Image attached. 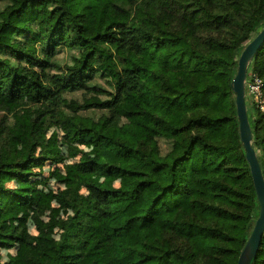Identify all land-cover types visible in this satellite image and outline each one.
Here are the masks:
<instances>
[{
	"label": "trees",
	"instance_id": "obj_1",
	"mask_svg": "<svg viewBox=\"0 0 264 264\" xmlns=\"http://www.w3.org/2000/svg\"><path fill=\"white\" fill-rule=\"evenodd\" d=\"M3 1L0 111L15 119L0 131V250L23 248L0 264H238L260 207L232 81L264 0ZM249 72L264 80V43ZM26 107L33 116L16 119ZM55 125L79 158L55 195L69 214L46 226L36 216L34 236L5 216L34 206L38 169L64 161L39 151Z\"/></svg>",
	"mask_w": 264,
	"mask_h": 264
},
{
	"label": "rangeland",
	"instance_id": "obj_2",
	"mask_svg": "<svg viewBox=\"0 0 264 264\" xmlns=\"http://www.w3.org/2000/svg\"><path fill=\"white\" fill-rule=\"evenodd\" d=\"M6 4L5 1L0 0V7H4ZM70 58V53L68 50L61 51L57 56V61L61 64H65L68 62ZM98 86L106 89L107 85L103 81H98ZM67 99H77L79 101H83V94L79 93H71L66 96ZM249 114L250 116H254L255 110L253 108V103L249 97H246ZM30 108L26 107L25 109H21L19 112V116L16 117L19 119H25L28 121L33 115L30 114ZM80 115L91 116V117H99L101 112H93V111H84L81 112ZM14 117L12 115H8L7 113L0 111V131L5 127H10L13 124ZM162 148L165 150L167 148L166 142H161ZM69 143L66 140L65 134L62 131L60 125H55L52 127L45 139L43 146L39 149L47 150L52 155L59 156L64 161L61 163L51 161L48 162L43 167L39 168L38 171L41 176H38L34 179L35 190L33 191V196L35 199L34 206L30 208L25 207H16L14 211L6 214L5 218L9 219L10 224L12 226L16 225H25L28 228L30 234L37 236V224L35 217L37 216L39 219V223L41 226H46L50 221V216L52 213L56 215V217H66L69 212L64 208L59 206L55 200V195L60 189L66 188V179L69 177L67 174V170L65 168L66 165L74 164L78 161L79 158H72L69 156ZM80 149H83L85 152L94 156L96 151L93 147L82 146ZM13 186V184H9ZM38 207L41 208V212H38ZM52 234L55 238H59V231L55 227H51ZM23 246H17L12 250H0V254L3 257V262L7 263L9 260V255L19 256L21 254Z\"/></svg>",
	"mask_w": 264,
	"mask_h": 264
},
{
	"label": "water",
	"instance_id": "obj_3",
	"mask_svg": "<svg viewBox=\"0 0 264 264\" xmlns=\"http://www.w3.org/2000/svg\"><path fill=\"white\" fill-rule=\"evenodd\" d=\"M264 43V28L245 47L239 60L236 76L232 81V91L235 96L239 134L244 146L245 157L249 164L253 184L259 202V217L253 231L239 257L238 264H254L264 235V175L253 144V132L246 104V80L248 70L255 55Z\"/></svg>",
	"mask_w": 264,
	"mask_h": 264
},
{
	"label": "built area",
	"instance_id": "obj_4",
	"mask_svg": "<svg viewBox=\"0 0 264 264\" xmlns=\"http://www.w3.org/2000/svg\"><path fill=\"white\" fill-rule=\"evenodd\" d=\"M246 97H249L253 105L264 112V80L258 74L248 73Z\"/></svg>",
	"mask_w": 264,
	"mask_h": 264
}]
</instances>
